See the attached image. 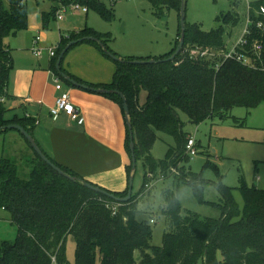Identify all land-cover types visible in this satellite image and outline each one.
I'll return each instance as SVG.
<instances>
[{
	"label": "trees",
	"instance_id": "1",
	"mask_svg": "<svg viewBox=\"0 0 264 264\" xmlns=\"http://www.w3.org/2000/svg\"><path fill=\"white\" fill-rule=\"evenodd\" d=\"M9 1L7 6L0 0V133L10 130L1 129L4 126L18 123L34 135L36 120L26 114L13 115L6 103L11 97L9 85L15 67L13 50L6 39L16 36L29 25L28 0ZM51 1V10L42 14L44 28H48L52 20H57L63 6L73 2ZM77 1L86 5L88 10L95 9L106 19L114 16L113 8H107L103 0ZM148 1L157 15H162L165 7L178 12V36L170 52L155 57H122L125 61H117L97 41L86 40L82 43L95 45L115 61L113 80L103 84L86 83L66 72L63 61L61 64L64 72L81 83L93 88L119 90L125 95L130 108L137 161L142 160L146 168L141 188L129 201L119 202L73 181L47 164L17 130L23 138L16 139V145L20 155L25 156L30 173L23 177L17 159L6 150L0 155V208L10 213L12 223L17 226L15 240L0 239V264H52L54 257L60 264H264V189L249 185L243 177L238 187L244 199L242 208L235 199L234 187L222 181L218 184L224 198L219 218H202L191 212L184 214L178 189L164 190L166 205L163 214L169 228L163 234L160 246L152 244L150 222L137 218L141 212L140 199L148 194L149 182L158 173L162 177L174 175L178 183H188L198 191L204 182L199 175L181 167L189 156L186 153L188 135L180 112L186 113L192 123L200 124L216 118L224 120L235 107L243 106L249 113L264 103V49L258 56L253 52L255 43L264 46V0L249 2V33L244 35L247 42L240 49L255 60V66L234 59L209 60L190 54L191 49L199 47L226 50V27L239 23L241 0H231L232 9L222 13L218 17L221 25L210 31L203 30L199 23L187 22L184 48L173 60L168 58L179 44L182 0ZM83 37L98 39L119 56L110 46L114 41L111 33L86 26L62 34L51 68L70 86L74 85L57 70L56 63L70 41ZM138 59H155L156 62H130ZM143 90L147 97L141 104ZM102 94L120 104L125 114L124 101L118 93ZM157 132L174 136L177 143L168 149L163 159L152 155ZM126 149L131 160L127 166V188L121 192L109 190L119 197L128 193L133 163L128 126ZM48 156L67 173L83 178ZM70 237L76 242L73 263L67 254ZM137 252L140 253L139 260L136 259Z\"/></svg>",
	"mask_w": 264,
	"mask_h": 264
},
{
	"label": "rangeland",
	"instance_id": "2",
	"mask_svg": "<svg viewBox=\"0 0 264 264\" xmlns=\"http://www.w3.org/2000/svg\"><path fill=\"white\" fill-rule=\"evenodd\" d=\"M9 6V0H3ZM107 8H113L112 19L104 18L95 9H68L62 11L63 19L52 20L48 28L43 27L42 14L49 12L53 6L51 0H28L29 25L21 31L18 37L11 40L14 49L15 69L11 75V90L22 91L23 85L31 81L33 71L31 67L44 65L48 68L51 59V49L57 48L60 34L64 29H73L75 26L88 25L102 33H111L114 41L110 44L122 58L139 57L148 54L163 55L171 51L176 43L179 30V16L175 9L165 7L162 15H157L148 0H103ZM251 0H241L238 7L239 23L226 27L225 43L228 50L234 48L242 39L249 21L248 3ZM232 9L231 0H187V22L199 23L203 30L210 31L221 25L218 17ZM62 27V28H61ZM62 29V30H61ZM43 35L39 44L43 49L42 55L37 57L30 50L32 38ZM11 38V37H10ZM33 45V44H32ZM199 48L191 49L190 54ZM202 50V49H201ZM212 48L209 60L224 58L223 52ZM93 55L106 58L109 67L95 64ZM103 56V57H100ZM59 58V57H58ZM105 60V59H104ZM115 61L106 56L100 49L91 43H81L70 49L63 60V68H74L85 73H99L105 77H113ZM112 67V68H111ZM111 68V69H110ZM146 91L140 94V103L146 101ZM184 122V131L188 138L193 135L198 154L189 156V160L181 163L193 174L203 180L198 191L188 183L176 180L174 175L162 177L157 174L149 182L148 194L140 200L141 212L137 215L140 220H148L153 228L152 244L160 246L163 234L168 230V220L163 214L166 205L163 191L178 189L182 211L189 212L202 218H219L222 214L224 198L218 188L222 181L225 185L234 187V196L242 208L243 196L238 189L243 177L249 185L264 189V103L251 110L243 106L235 107L224 119H215L200 124L190 121L188 115L180 112ZM158 138L152 149L156 159H163L170 147L176 146L174 136L157 132ZM21 134L14 129L7 133H0V155L6 150L7 154L17 159L21 175L27 177L30 166L25 156L20 155L16 139L22 140ZM24 140V139H23ZM146 168L142 160L137 161L133 182V193H137L142 186ZM153 220V221H152ZM17 226L12 223L8 211L0 208V239L15 240ZM76 242L73 238L67 241V254L74 261ZM137 256L140 253L137 252Z\"/></svg>",
	"mask_w": 264,
	"mask_h": 264
},
{
	"label": "crops",
	"instance_id": "3",
	"mask_svg": "<svg viewBox=\"0 0 264 264\" xmlns=\"http://www.w3.org/2000/svg\"><path fill=\"white\" fill-rule=\"evenodd\" d=\"M86 26L88 25L75 26L73 29L67 28L62 34L72 30H81ZM20 33L21 31L8 39L13 40ZM62 34H60V39ZM40 36L38 46L44 39L43 35ZM36 37L32 38V44ZM11 40L7 43L10 47ZM32 44L30 50L35 56H41L42 54L38 56L34 53ZM12 50L14 51L13 48ZM148 56L157 55L148 54L139 57ZM52 58L53 56H51L48 68L44 65L31 67L30 71H33L31 81L23 85L22 91L19 89L12 92L10 81L11 97L6 101L7 106L12 110L13 115L23 116L29 113L32 118L38 120L33 129L34 136L44 151L58 163L69 167L84 179L103 188L111 191H124L128 185L127 166L131 160L126 149L127 123L122 107L102 93L70 86L62 80L64 87L70 89L72 102L79 110L80 116L76 122L71 121L66 114H61L56 119L53 118L50 108L54 106L59 90L54 81L56 73L51 68ZM93 58L95 64L109 67L107 63L109 61L106 58H99L95 55ZM64 70L86 83L103 84L113 80L116 66L112 79L109 75L105 77L97 72L88 74L84 70L71 67L64 68ZM250 113L247 112V114ZM136 259H140L137 253Z\"/></svg>",
	"mask_w": 264,
	"mask_h": 264
},
{
	"label": "water",
	"instance_id": "4",
	"mask_svg": "<svg viewBox=\"0 0 264 264\" xmlns=\"http://www.w3.org/2000/svg\"><path fill=\"white\" fill-rule=\"evenodd\" d=\"M187 0H182L181 3V11H180V23H181V35L179 37V44L177 46V48L175 49L174 53L168 58L169 60H173L177 57L178 54L181 53V51L184 48L185 45V35H186V23H187ZM86 40H94L97 41L101 46L102 49L108 54L110 55L113 59L117 60V61H125L123 58H121L120 56L115 55L114 53H112L110 50H108V48L103 45L98 39L94 38V37H83V38H79L76 40H72L70 41L67 46L64 48V50L61 52L57 63H56V67L57 70L62 74V76L68 80L72 85L76 86V87H81L84 89H92L94 91L100 92V93H106V92H115L118 93L122 98H123V108L125 111V118H126V123L127 126L129 128L130 131V148L132 151V170H131V174H130V178H129V189H128V193L126 196L124 197H119L116 194H114L113 192H110L109 190L102 188L101 186L95 185L83 178L77 177V176H73L69 173H67L66 171H64L60 166H58L57 164H55L51 158L46 154V152L42 149V147L40 146V144L38 143V141L36 140L35 136L33 134H31L28 130H26V128L24 126H22L21 124L15 123V124H10L7 126H4L1 129H16L18 130L21 134H23L26 139L29 141V143L32 145V147L34 148V150L38 153V155L47 163L49 164L51 167H53L55 170H57L59 173H61L62 175H64L67 178H70L73 181H78L82 184H84L85 186L101 193L104 194L106 196H109L111 198H114L116 200H118L119 202H127L131 199L132 194H133V182H134V177H135V172H136V167H137V157H136V153H135V140H134V132H133V126H132V122L130 119V108L128 106L127 100L125 95L119 91V90H109V89H104V88H93L90 87L89 85L85 84V83H81L79 81H77L76 79L72 78L69 74H67L66 72H64L61 68V64L62 61L64 59V56L66 55V53L68 52V50L74 46L77 45L79 43H82ZM133 63H148V62H156L155 59H148V60H133L130 61Z\"/></svg>",
	"mask_w": 264,
	"mask_h": 264
},
{
	"label": "built area",
	"instance_id": "5",
	"mask_svg": "<svg viewBox=\"0 0 264 264\" xmlns=\"http://www.w3.org/2000/svg\"><path fill=\"white\" fill-rule=\"evenodd\" d=\"M72 1L73 2L69 6H63L62 7V9L58 13V19H62L63 18V15L61 14L62 11L66 12L68 9H83L84 11L88 12V7L86 5H82L77 0H72ZM262 11L264 12V8H262ZM246 33H249L248 26H247V29H246L244 35ZM244 35H243L242 39L239 41V43L234 48H232L231 50H228L226 48V50L220 51L219 53L223 52V55H224L223 57L225 59H234L236 61L242 62L245 65L255 66V60L251 56H248L245 51H243V52L240 51V49L247 42L246 39L244 38ZM40 39H41V36H37L34 39L33 46H32L34 53L38 56L41 55L42 51H43V49L40 46H38ZM201 49L194 50L191 53V55L194 57H201V58L209 59L208 56H211L213 54L212 48H201ZM263 49H264V46L262 43H255L254 48H253V52L258 56L263 51ZM50 54H51V56H54L55 50L51 49ZM54 81L56 84V88L59 90V95L57 97V100H56L54 106H52L50 108V113H51L52 117L56 119L61 114H66L70 118L71 121H73V122L78 121L79 116H80V112L77 109V107L75 106V104L72 102L70 89L64 87L62 80L58 76H55ZM26 115L28 117L31 116L29 113H26ZM36 122H38V120H36ZM186 153L189 156H194V155L198 154V151L196 149L195 138L193 136H190L188 138V141L186 143ZM52 264H60V263L54 257Z\"/></svg>",
	"mask_w": 264,
	"mask_h": 264
}]
</instances>
